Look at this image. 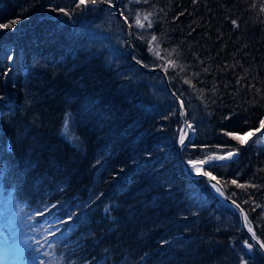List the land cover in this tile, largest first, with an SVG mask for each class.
Masks as SVG:
<instances>
[{"label": "trees", "instance_id": "16d2710c", "mask_svg": "<svg viewBox=\"0 0 264 264\" xmlns=\"http://www.w3.org/2000/svg\"><path fill=\"white\" fill-rule=\"evenodd\" d=\"M113 2L0 0V236L35 264H264L180 159L236 150L203 171L264 242V141L231 138L264 119V0H122L131 57Z\"/></svg>", "mask_w": 264, "mask_h": 264}, {"label": "rangeland", "instance_id": "374dc122", "mask_svg": "<svg viewBox=\"0 0 264 264\" xmlns=\"http://www.w3.org/2000/svg\"><path fill=\"white\" fill-rule=\"evenodd\" d=\"M120 1H122V0H120ZM112 6V8L113 9H115L114 8V4H112L111 5ZM116 10V12H118L119 14H120V11H119V7L117 6V9H115ZM121 15V14H120ZM123 17V16H122ZM124 18V17H123ZM128 27H129V25H128ZM129 45H130V47L132 48V45H131V43H130V40H129ZM8 65H11L10 67H11V69H9L8 70V68H7V74H9V77L11 78L12 76H13V74L15 73V68H13V67H15V65H14V62L13 63H10L9 62V60H8ZM141 67H142V65H141ZM150 68H153V67H150ZM150 68H145L144 67V70L143 71H147V69H150ZM142 69V68H141ZM160 69V68H159ZM162 70V69H161ZM159 71V70H158ZM147 72H149V71H147ZM152 72V71H151ZM160 72V71H159ZM4 79H3V86H4V95L1 97L0 96V101H2V102H13V99H14V92L13 91H11L10 90V88L8 87V79H5V76L3 77ZM181 102V101H180ZM183 111H184V108H183ZM181 113V112H180ZM184 115H185V113H184ZM181 119H182V114H181ZM263 119V118H262ZM184 123V122H183ZM187 123V122H186ZM189 125V124H188ZM257 129H259V131H255L256 132V135L255 136H252V133H249L248 135V139L247 138H244L243 137V139L244 140H246L247 141V144L250 142V141H252L253 139H260V140H263L264 141V128H261V125H259V127L257 128ZM256 129V130H257ZM188 131L190 132V136L188 137V139H191L192 137H193V135H194V132L190 129V127H189V129H188ZM186 132H187V129H186V127L184 126L183 127V129H181V131H180V134H179V140H178V144H179V142H180V140L181 139H183L184 137H185V135H186ZM251 137V138H250ZM246 144V145H247ZM182 146V145H181ZM181 148V147H180ZM180 148H179V153H180ZM181 157H182V155L180 154V159H181ZM234 157V156H233ZM233 157L231 158V159H233ZM183 158V157H182ZM184 159V158H183ZM205 160H207V159H205ZM187 162V161H186ZM190 162H193V163H190ZM189 165H192V167H190V171L191 172H195L196 171V169L197 168H199V169H201V171H203L204 169H206V168H208V167H206V168H204L205 167V165H207L208 163H205V164H200L199 163V160H197V161H189V162H187ZM181 164H182V162H181ZM203 165H204V167H203ZM215 165V164H214ZM182 166H183V168H184V165L182 164ZM211 166V165H210ZM192 177H201V176H192ZM204 179V178H203ZM205 180V179H204ZM212 185H215V188H212L211 190H212V192H213V194H214V196H216L217 198H219L218 196H217V194L216 193H219V192H217L216 191V189H219L218 187H217V185L216 184H212ZM223 188V187H222ZM224 189V188H223ZM225 191V190H224ZM226 192V191H225ZM220 199V198H219ZM222 200V199H221ZM224 201V200H223ZM226 202V201H225ZM236 202V201H235ZM227 203V202H226ZM237 203V202H236ZM232 207H234V206H232ZM238 214V213H237ZM241 227V226H240ZM4 238H1L0 237V248H1V251H0V264H33L32 262H30V260H28V259H26L25 257L24 258H16L15 259V255H16V252H15V249L13 250V247L21 240V239H25L26 240V237H22V238H20V239H18L17 241H16V243H15V245H13V247L10 245V244H8L7 243V241H5V239L3 240ZM260 240V239H259ZM27 245H28V243H27ZM12 248V249H11ZM2 250H3V252H2ZM12 250L14 251L13 253H12V255L10 256V257H8V255L12 252Z\"/></svg>", "mask_w": 264, "mask_h": 264}, {"label": "water", "instance_id": "95a60500", "mask_svg": "<svg viewBox=\"0 0 264 264\" xmlns=\"http://www.w3.org/2000/svg\"><path fill=\"white\" fill-rule=\"evenodd\" d=\"M117 1V0H116ZM117 4H118V2H116V5H115V7L117 6ZM116 9H117V7H116ZM116 15H117V17L120 19V21L123 23V25H125L126 27H127V38H128V42H129V39H130V29H129V27H128V23H127V21L118 13V12H116ZM129 48H130V51L132 50V48L130 47V45H129ZM11 69V68H10ZM153 70H155V68H150V69H147V71H149V72H151V71H153ZM159 71H160V73H161V75H162V77H163V79H164V82H165V84H166V86H167V88H168V91L170 92V94L172 95V97L175 99V101H176V103L178 104V106H179V109H180V112H181V114H182V118L185 120V115H184V111H183V107H182V104H181V102H180V98L176 95V93H174L173 91H172V89L168 86V80H167V76H166V73L163 71V70H161V69H158ZM186 123V122H185ZM186 129H187V132H186V135H185V137L183 138L184 139V142H186L187 140H188V137L190 136V132L188 131V129H189V126H188V124L186 123ZM178 147L180 148L181 147V144H180V142H179V144H178ZM181 162H182V164L184 165V168H185V170H186V172L189 174V173H191V174H189V175H191V176H201V177H203L205 180H206V182L208 183V185L210 186V187H212V184H216L217 185V187L219 188V190L220 191H222L223 193H224V196H220L219 195V193H216L217 194V196L219 197V198H221L222 200H224V201H226L227 203H229L230 205H232V206H234L235 208H236V204H238V203H236L234 200H232V199H230L228 196H227V194H226V192L224 191V189L222 188V185L219 183V182H217L216 180H210L208 177H206V176H204L203 174H200V175H197L196 174V171L195 172H191L190 170V167H192V165H189L182 157H181ZM222 162V160H214L213 162H212V164H218V163H221ZM211 164V165H212ZM210 166V164H207V165H205V167H204V165H203V167L204 168H206V167H209ZM201 173H203L202 171H201ZM213 188V187H212ZM236 210H237V213H238V217H239V221H240V226H241V228H242V230H244V232L248 235V237L252 240V241H254L255 243H256V241L255 240H253L252 239V235L251 234H249V232H248V230H247V225H246V223H245V219H244V212H243V210H242V208L240 207V208H236ZM241 212H243V215L241 214ZM257 244V243H256ZM257 246L260 248V245L259 244H257ZM262 250V252L264 253V249H261Z\"/></svg>", "mask_w": 264, "mask_h": 264}, {"label": "snow or ice", "instance_id": "6c2138e0", "mask_svg": "<svg viewBox=\"0 0 264 264\" xmlns=\"http://www.w3.org/2000/svg\"><path fill=\"white\" fill-rule=\"evenodd\" d=\"M74 2H75V0H74ZM91 2L93 4H95V3H97V0H91ZM101 2H103V0H101ZM85 3H86V0H79V4H85ZM109 6L111 7V4ZM61 11H64V10L61 9ZM65 14L67 15L68 13L65 12ZM13 23H15V21H13ZM137 23H139V21H137ZM235 23L236 22L233 21V24H235ZM4 27H8V25H4ZM149 27H151V25H149ZM155 39H156V37L153 36V40H155ZM9 59H11V57H9ZM136 62L140 63L139 60H137ZM260 125H261V128H264V119L260 120ZM189 127H191V125H189ZM256 131H259V129H257ZM225 135H230V134L226 132ZM245 135H247V133H245ZM255 135H256V132H252V136H255ZM231 138L234 140H237L241 144V146H244L247 144V141L244 140L242 136L232 135ZM180 144L182 146H185L184 139L180 140ZM235 155H238V152L236 150L229 151L226 155H210V156H208L207 160L201 159L199 161V163L200 164L208 163L211 165L214 160L228 161ZM190 163H193V162H190ZM189 174H191V173H189ZM196 174L197 175L203 174L204 176L208 177L210 180H217V177L212 176L210 174V172H208V171H203V173H201V169H199V168L196 169ZM217 182H219V181H217ZM231 183L236 184V181L232 180ZM237 186L242 187V185H237ZM212 187L215 188V185H212ZM216 191L219 192L220 196H224V193L222 191H220L219 189H216ZM233 195H235V193ZM257 207H259V205H257ZM236 208H240V205L236 204ZM107 211H108V209L105 208V212H107ZM49 214H51V212ZM241 214L243 215V212H241ZM244 219H245V223L247 224V222H248L247 216H245ZM248 231H249V233H252V239L255 240L257 244L260 245V249H264V242H261L259 239H257L256 234L253 232L251 227L248 228ZM244 247L247 248L249 250V252H251L253 246L250 245L249 243L245 242ZM241 264H249L248 258L241 257Z\"/></svg>", "mask_w": 264, "mask_h": 264}, {"label": "bare ground", "instance_id": "6f19581e", "mask_svg": "<svg viewBox=\"0 0 264 264\" xmlns=\"http://www.w3.org/2000/svg\"><path fill=\"white\" fill-rule=\"evenodd\" d=\"M116 2H118V4H117V6L119 7V4H120V0H114V2H113V4H114V8L116 9V7H115V5H116ZM114 9V11H115V14H116V10ZM130 40V39H129ZM131 52H132V50L130 51V48L128 47V53H129V57H131ZM9 57H11V59H9ZM16 58V54L14 53V52H12L11 54H9L8 55V60H9V62L10 63H13V62H15V59ZM137 60H135V59H133V62L137 65V66H139L140 68H142V70H144V67L142 66L141 67V63H137L136 62ZM11 65H8V70L11 68L10 67ZM14 68V67H13ZM5 76V79H8L9 80V74H7V71H5L4 72V74H3V77ZM7 80V81H8ZM168 86H169V84H168ZM257 129V128H256ZM256 129H254V130H252V131H250L249 133H252V132H255L256 131ZM248 133V134H249ZM244 135L243 137L244 138H247L248 139V136L249 135ZM189 140V139H188ZM247 225V224H246ZM250 226H248L247 225V230H248V228H249ZM242 229V228H241ZM243 231V233L246 235V237L253 243V244H255L256 246H257V244L254 242V241H252L249 237H248V235L244 232V230H242ZM249 232V231H248ZM254 232V231H253ZM255 233V232H254ZM249 234H251L252 235V233H249ZM257 237V236H256ZM257 239H259L258 237H257ZM27 248H28V245H27V239L25 240V239H21L16 245H15V251L16 252H18L19 254H23V253H25L26 252V250H27ZM260 249V248H259ZM261 250V249H260ZM0 251H1V248H0ZM262 251V250H261ZM2 252H3V250H2ZM263 253V252H262ZM264 254V253H263Z\"/></svg>", "mask_w": 264, "mask_h": 264}]
</instances>
